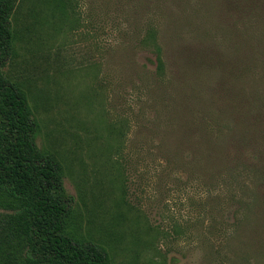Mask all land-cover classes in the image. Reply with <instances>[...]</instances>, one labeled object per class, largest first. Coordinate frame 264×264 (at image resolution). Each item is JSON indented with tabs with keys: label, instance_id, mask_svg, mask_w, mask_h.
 <instances>
[{
	"label": "rangeland",
	"instance_id": "374dc122",
	"mask_svg": "<svg viewBox=\"0 0 264 264\" xmlns=\"http://www.w3.org/2000/svg\"><path fill=\"white\" fill-rule=\"evenodd\" d=\"M9 1L2 73L63 167L65 234L110 264H264V0Z\"/></svg>",
	"mask_w": 264,
	"mask_h": 264
},
{
	"label": "trees",
	"instance_id": "16d2710c",
	"mask_svg": "<svg viewBox=\"0 0 264 264\" xmlns=\"http://www.w3.org/2000/svg\"><path fill=\"white\" fill-rule=\"evenodd\" d=\"M12 4L0 0V196L11 200V214L1 223L3 245L11 243L5 264H110L103 248L65 234L71 205L63 185V167L35 143L36 122L26 96L2 73L12 50ZM159 69L162 58L159 49ZM237 159L249 143L231 141ZM233 153V152H232ZM251 169L264 175V161ZM11 261L8 263V260Z\"/></svg>",
	"mask_w": 264,
	"mask_h": 264
}]
</instances>
